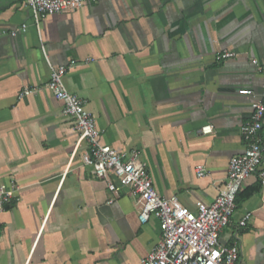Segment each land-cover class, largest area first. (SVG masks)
<instances>
[{
    "label": "crops",
    "instance_id": "obj_1",
    "mask_svg": "<svg viewBox=\"0 0 264 264\" xmlns=\"http://www.w3.org/2000/svg\"><path fill=\"white\" fill-rule=\"evenodd\" d=\"M25 2L0 0V184L20 188L1 217L0 264H141L161 241L160 222L142 224L139 198L111 193L84 164L87 144L77 149L75 121L48 89L51 66L76 62L64 83L102 142L137 150L159 196L196 212L215 201V183L248 148L241 127L263 93L251 61L264 57V0H96L39 26ZM226 51L237 56L217 60ZM220 242L239 247L237 264H264L259 174Z\"/></svg>",
    "mask_w": 264,
    "mask_h": 264
},
{
    "label": "built area",
    "instance_id": "obj_2",
    "mask_svg": "<svg viewBox=\"0 0 264 264\" xmlns=\"http://www.w3.org/2000/svg\"><path fill=\"white\" fill-rule=\"evenodd\" d=\"M88 2L96 0H26L25 8L34 18L37 26L46 16L63 14L82 9ZM27 25L13 31L12 37L25 33ZM237 56L236 52H223L217 60L226 61ZM262 76V96L253 104L251 121L241 127L243 137L248 142L244 154L230 160L227 178L216 182L217 197L211 205L197 204L196 212L184 207L177 197L162 198L155 189L147 165L140 160L137 150L118 152L101 140L96 119L87 110L82 99L66 88L64 79L76 66H51L48 89L53 97L63 104L65 116L75 121V130L79 133L77 149L84 143L88 151L83 162L93 169L96 178L107 183L113 194L123 189H130L133 196L141 203L139 220L145 224L151 216L156 217L161 226L162 238L153 252L141 264H237L240 249L237 245L227 247L220 242L221 231L229 225L237 208V198L244 189L246 181L259 174L264 185V57L252 59ZM244 96H253L250 90L239 92ZM32 91L27 90L20 98L27 97ZM214 128L207 125L202 128L203 135H211ZM263 168V171H260ZM204 166L196 168L198 178L206 176ZM20 190L16 182L0 184V221L8 206L17 199ZM252 218L245 214L240 221L246 227Z\"/></svg>",
    "mask_w": 264,
    "mask_h": 264
}]
</instances>
